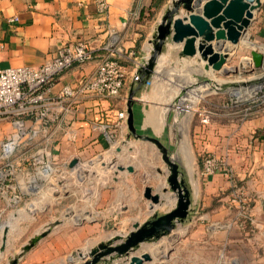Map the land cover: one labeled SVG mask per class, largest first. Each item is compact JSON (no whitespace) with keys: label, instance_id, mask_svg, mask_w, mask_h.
Segmentation results:
<instances>
[{"label":"crops","instance_id":"1","mask_svg":"<svg viewBox=\"0 0 264 264\" xmlns=\"http://www.w3.org/2000/svg\"><path fill=\"white\" fill-rule=\"evenodd\" d=\"M107 1L109 10L104 16L98 12L94 0H0V40L4 44V48L0 50V69L23 66L36 68L53 58L61 46L74 45L79 41L87 42L93 49L92 61L75 66L59 76L53 88V95L56 97L64 84H74L81 78L95 75L101 60L109 53L105 47L112 40H116L115 52H118L116 56L120 59L121 55L126 56L127 53L133 52L137 59L146 60L152 50L157 27L168 11L171 0L164 1L160 7L156 6L158 0ZM261 1L262 7L254 12L250 30L254 31L255 37L258 36L252 42L264 46V0ZM246 41H241L237 48L251 47ZM253 45L263 53L264 47L261 49L256 44ZM176 49H179L177 45L167 44V49L157 64L155 75L139 93V100L133 106L134 124L138 132L157 137L168 147L172 134L166 126H162L161 117L166 108L172 105V101L162 99L160 91L166 79L174 84L175 89L191 87L183 86L165 76L169 70L165 65L166 60L179 57ZM124 56L128 77L122 95L110 99L97 97L80 100L76 110L66 115L62 122L54 125L48 133L47 141L60 162L77 156L83 158L88 152L110 153L104 149L106 144L99 132L94 131V124L99 123L101 115L127 110L129 92L137 76L134 62ZM182 60L185 64L189 63L190 70L193 65L199 66L198 72L191 71H194L202 83L208 80V71L204 68L203 60L199 57ZM218 119H210L207 124L201 122L200 126L193 130L192 138L199 156L214 154L227 163L226 170L204 176L202 159H198L197 168L202 178L200 197H203L200 214L206 215L216 225L234 221V228L221 227L224 229L223 235H237L234 242L240 243L237 246L248 245L247 249L253 254L252 263L264 264V117L250 118L243 121L242 125L227 121L231 123L229 126L223 125L226 121ZM185 124L186 122L183 123L184 127ZM68 125L78 132L79 138L75 142H69L63 134ZM15 128L12 120L0 119V143L11 135ZM128 133V129L120 132L122 137H126ZM39 139L41 141V137ZM22 153L21 151L19 154ZM29 169V166L25 165L22 172L26 173ZM19 181L22 182L20 189L25 190L24 174ZM48 192L52 193V188H47L37 195L33 205L39 208L48 203L51 205L49 212L55 213L52 209L53 200L49 199ZM74 194L72 192V197ZM26 199L28 197H24L17 208L9 207L7 200L0 195V218L1 215L9 218V223L17 218L20 221L33 219L26 211ZM195 203L197 202H194V205ZM245 208L247 218L243 217ZM192 210L187 221H192L195 206ZM106 220L107 217H104L103 227ZM18 228L10 227L7 247L13 241L12 235L19 232ZM1 232L2 229L0 247ZM238 253L235 251V254ZM229 264H240V259L231 255Z\"/></svg>","mask_w":264,"mask_h":264},{"label":"rangeland","instance_id":"2","mask_svg":"<svg viewBox=\"0 0 264 264\" xmlns=\"http://www.w3.org/2000/svg\"><path fill=\"white\" fill-rule=\"evenodd\" d=\"M253 32L249 28L241 40L244 43L245 38L250 36L251 42H246L251 47L237 48L233 54L229 55L227 67L235 69V72L221 74L208 71L207 79L211 80L210 82L202 83L199 77L193 73L199 71V66L193 65L191 70L194 71H191L189 63H183L179 45H177L179 49H176L179 52V57L166 60L165 65L169 70L165 76L183 86L191 85V92L188 90L187 98L183 99L188 102L184 105L183 101H180L178 106H172L175 103L174 100L181 93L182 87L175 89L173 83L167 79L164 81L165 85L160 91V96L165 100L170 99L172 105L162 113L161 123L171 131L172 140L168 148L176 152L182 171L187 175V183L192 185L190 187L193 191L194 201L196 200L197 203L193 205L195 214L192 221L188 220L185 224L178 226L171 236L163 237L156 243L152 242L139 250L140 253L147 251L153 256L152 264H229L231 255L238 256L240 264H253V254L251 250L247 249L248 245L237 246L240 244L234 242L237 235L234 236L231 233L223 235L224 229L221 227L234 228V221L229 224L216 225L206 215L200 214L203 208V202L201 203L203 197H200L202 178L197 168L200 157L196 152L194 138H192L194 128L199 127L201 120L206 117L209 118V121L219 118L226 121L227 124L223 125L228 126L231 123L227 121H235L242 125L243 121L250 118L264 117V108L258 109L252 106L253 100L264 96L263 91H256L257 95L252 93L257 86L264 85V70L248 71L246 65V59L250 57L252 49H258L254 48L253 44L261 49L264 47L258 42H252L258 38ZM198 91H200L201 97L191 106L192 93ZM184 122L188 124L187 141L193 158L191 169L186 166L180 152L183 143L179 126ZM209 135L211 134L209 133ZM114 141L115 147L110 150V153L103 155L102 160L107 162V160L115 158V165L125 168L132 166L134 172L119 171L113 166L106 169L107 173H105L101 169L102 167L105 170V167L95 160L99 155L97 151L85 154L82 158L85 162L95 160L96 165L90 166L101 169L100 176L93 179V185L88 186L87 183L83 185V187L88 186L92 193L82 197L80 189L67 188L68 195L66 197L55 198L53 193L48 192L49 199L53 200L52 209L55 213L49 212L50 205L49 210L42 213V216H32L33 219L30 220L20 221L17 218L16 221L13 219L10 221L12 224H9V218L1 215L2 232L9 225L14 228L21 227L18 228L17 234L12 235L13 241L8 245L6 251L0 254V264H11L14 259L18 260L17 264H72L68 261L69 257H73L76 262L78 253H88L100 243L106 242L111 236L128 233V229H132L134 223H142V221L151 218L154 213L161 215L170 210L174 193L168 183L169 167L165 164L157 147L132 137L129 139L121 137L119 134ZM106 145L105 150L108 146ZM146 187H152L153 194L158 192L163 199L166 195L169 196L165 200L167 203L164 201L155 211H151L149 201L144 198ZM164 189H167V192H164ZM72 192L75 193L74 197L71 195ZM32 197L36 196L30 195L28 198L33 199ZM74 215L84 216L87 220L96 218L97 221L89 223L85 220L83 223L76 224L80 221L76 220ZM104 217H107V222L103 227ZM22 222L23 225H21ZM50 224L53 225V229L48 236L29 251H24V246L29 244L33 237L46 231ZM235 251L239 253L235 254ZM117 264L124 263L117 261Z\"/></svg>","mask_w":264,"mask_h":264},{"label":"water","instance_id":"3","mask_svg":"<svg viewBox=\"0 0 264 264\" xmlns=\"http://www.w3.org/2000/svg\"><path fill=\"white\" fill-rule=\"evenodd\" d=\"M261 7V0H171L168 11L157 27L151 52L136 70L137 77L129 92L127 103L129 133L126 137L149 142L160 151L165 164L169 167L168 183L174 193L173 198L176 199V204L164 214L154 213L145 222L134 223L128 233L113 235L106 242L92 248L88 253H78L76 262L73 257H69L70 263L117 264V261H123L124 264H152L153 256L147 251L140 253L139 250L152 242L156 243L163 237L171 236L178 226L187 222L195 202L191 184L187 183V175L182 171L181 163L174 150L171 151L161 139L138 132L134 124L133 106L139 100V93L155 75L157 64L165 53L167 44L179 45L181 47L180 55L183 58L199 57L205 62L204 68L207 71L221 74L230 71L235 72V69L227 67L229 55L235 52L243 36L252 25L254 12L260 10ZM245 39L251 42L250 36ZM246 65L248 71L264 70V54L257 49L252 50L250 58L246 59ZM206 82H210V80L204 81V83ZM188 90L190 91V88H183L172 106H178L179 102L186 97ZM182 103L185 105L186 102L183 101ZM102 157L103 155H98L95 160H98V164L105 167V170L101 167L105 173H107L106 169L108 170L113 166L119 171L134 172L132 166L125 168L121 165H115V158L104 162ZM95 160L89 162V165H96ZM77 163L78 160L73 159L69 167L74 168ZM115 173H117L116 170ZM96 177H99L96 171L88 172L85 169H79L70 177L58 176L55 183L50 186L55 198L66 197L68 195L67 188L80 189L82 197H85L92 193L88 186L94 183L93 179ZM84 183H87L88 186L83 187ZM163 191L167 192V189ZM144 198L149 201L151 211H155L165 201L158 192L153 194L152 187L145 188ZM49 208L48 203L39 208L33 204H28L26 211L31 216L36 217L38 214L47 212ZM73 217L80 221L76 224L83 223L85 220L89 223L97 221L96 218L87 220L81 215H74ZM52 229L53 225H48L46 231L33 237L29 244L24 246V251L32 249L48 236ZM9 230L10 225L3 229L0 254L6 251ZM17 263V259L11 262V264Z\"/></svg>","mask_w":264,"mask_h":264},{"label":"built area","instance_id":"4","mask_svg":"<svg viewBox=\"0 0 264 264\" xmlns=\"http://www.w3.org/2000/svg\"><path fill=\"white\" fill-rule=\"evenodd\" d=\"M94 3L101 15H107V0H94ZM115 43L116 40H112L105 47L109 53L101 60L94 76L81 78L74 84H64L56 97L53 95V88L57 78L75 66L92 61L93 49L87 42L79 41L74 45L61 46L53 58L36 68L23 66L0 69V119L12 120L16 127L0 143V195L7 200L9 207L17 208L24 197L30 195L37 198L43 190L51 189L50 185L60 175L70 177L79 169L100 174L98 168L90 166L80 156L64 162L57 160L47 138L54 125L60 124L66 115L76 110L80 100L97 97L110 99L122 95L128 72L121 62L124 55H121V59L116 56L118 52H115ZM3 48L4 44L0 40V50ZM124 58L134 62L135 71L145 61L137 59L133 52L127 53ZM256 91L264 92V85L257 86L252 93L257 95ZM252 106L264 108V96L253 100ZM127 116V110L101 115L99 123L94 124V131L99 132L108 145L107 152L115 147L117 134L122 137L120 132L128 129ZM208 121V117L201 120L203 124ZM63 134L69 142H75L79 138L77 130L71 125L66 126ZM21 151L23 153L19 154ZM73 159H77L78 163L70 168L69 164ZM226 164L222 158L206 154L202 158V174L210 176L226 170ZM25 165L30 169L23 173ZM22 174L25 176V190L20 189ZM32 198L26 199L24 204H34L35 198ZM243 211V217L247 218L246 208Z\"/></svg>","mask_w":264,"mask_h":264},{"label":"bare ground","instance_id":"5","mask_svg":"<svg viewBox=\"0 0 264 264\" xmlns=\"http://www.w3.org/2000/svg\"><path fill=\"white\" fill-rule=\"evenodd\" d=\"M206 86V85H205ZM216 87V86H215ZM204 88V87H203ZM201 89V88H200ZM198 90V89H197ZM195 91V90H194ZM201 91V90H200ZM200 91L198 92H194L192 93V96H191V106H193L196 101L201 97L200 95ZM206 91V89H205ZM193 92V91H192ZM202 92V91H201ZM204 93V92H203ZM251 94V93H250ZM187 122L185 124V126L187 127ZM179 131H180V135H181V139H182V143L181 144V147H180V152L181 154L183 155V159L185 160L186 162V166L188 168L191 169L192 167V164H193V158H192V155H191V151H190V147H189V144H188V141H187V128L184 127V125H180L179 126ZM191 172V171H190ZM165 188V187H164ZM169 196H165L164 199L166 200ZM176 204V199L173 198V201L170 203V205H172V207H174Z\"/></svg>","mask_w":264,"mask_h":264},{"label":"trees","instance_id":"6","mask_svg":"<svg viewBox=\"0 0 264 264\" xmlns=\"http://www.w3.org/2000/svg\"><path fill=\"white\" fill-rule=\"evenodd\" d=\"M164 1H166V0H158L157 2H156V6L157 7H160L162 4H163V2ZM154 15V14H153ZM121 62H122V64L125 66V68H126V64L124 63L125 61H123V59H121ZM127 69V68H126ZM200 158V160L203 158V156H199Z\"/></svg>","mask_w":264,"mask_h":264}]
</instances>
